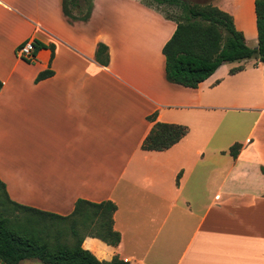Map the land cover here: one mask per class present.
Listing matches in <instances>:
<instances>
[{
  "label": "crops",
  "instance_id": "crops-1",
  "mask_svg": "<svg viewBox=\"0 0 264 264\" xmlns=\"http://www.w3.org/2000/svg\"><path fill=\"white\" fill-rule=\"evenodd\" d=\"M68 1L0 0L8 199L61 217L77 200L114 203L119 243L82 242L99 261L264 264V63H224L185 88L165 74L172 20L140 0H87L82 15ZM254 1L214 2L250 48ZM29 39L39 46L31 62L16 56ZM100 44L106 65L95 59ZM155 123L188 132L169 149L143 150Z\"/></svg>",
  "mask_w": 264,
  "mask_h": 264
},
{
  "label": "trees",
  "instance_id": "trees-1",
  "mask_svg": "<svg viewBox=\"0 0 264 264\" xmlns=\"http://www.w3.org/2000/svg\"><path fill=\"white\" fill-rule=\"evenodd\" d=\"M150 2L180 8L177 20L166 17L176 24V29L162 48L165 74L171 83L195 89L224 63L249 59L264 63V0L254 1L256 48L245 44L242 33L234 27L232 17L215 6H189L180 0ZM152 3L143 4L152 7ZM86 4L87 0L68 1L70 11L78 15L84 13ZM37 49L38 45L35 46ZM95 59L107 64L106 46L98 45ZM237 70L239 68L231 72ZM49 75L50 72L40 73L37 80ZM187 132L184 126L155 123L141 148L164 151ZM239 148L238 144L230 148L232 157L237 156ZM8 205L15 209L14 213L7 214L12 210ZM115 211L116 205L110 201L92 203L77 200L69 216H57L12 203L0 182V264H20L26 260H37L41 264H127L117 257L110 262L99 261L82 248L85 237L97 238L113 247L119 243L120 235L113 229Z\"/></svg>",
  "mask_w": 264,
  "mask_h": 264
},
{
  "label": "rangeland",
  "instance_id": "rangeland-1",
  "mask_svg": "<svg viewBox=\"0 0 264 264\" xmlns=\"http://www.w3.org/2000/svg\"><path fill=\"white\" fill-rule=\"evenodd\" d=\"M140 1L143 3L146 2L149 4L152 3V2H150V0H140ZM180 1L186 5H189V6L204 7V6H214V2L216 0H180ZM151 6L154 9L161 12V14H163L165 17L170 18V19L177 20L179 15H180V8L177 5H168V4L156 5V4L152 3ZM8 207H9V209H12L11 206L8 205ZM12 210L8 211L7 214L15 212L14 211L15 209L13 211ZM22 264H41V263L37 260H27V261H23Z\"/></svg>",
  "mask_w": 264,
  "mask_h": 264
},
{
  "label": "built area",
  "instance_id": "built-area-1",
  "mask_svg": "<svg viewBox=\"0 0 264 264\" xmlns=\"http://www.w3.org/2000/svg\"><path fill=\"white\" fill-rule=\"evenodd\" d=\"M36 43L34 40H27L16 50V56L22 61L31 62L34 59Z\"/></svg>",
  "mask_w": 264,
  "mask_h": 264
}]
</instances>
